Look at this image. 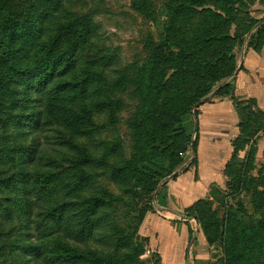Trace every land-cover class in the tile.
I'll use <instances>...</instances> for the list:
<instances>
[{"label":"trees","instance_id":"1","mask_svg":"<svg viewBox=\"0 0 264 264\" xmlns=\"http://www.w3.org/2000/svg\"><path fill=\"white\" fill-rule=\"evenodd\" d=\"M84 2L0 0V264H139L150 252L140 228L157 212L155 194L190 174L185 151L197 168L198 109L232 93L233 49L249 31L255 41L246 52L264 47V17L242 11L244 32L230 35L241 0H170L165 40L157 45L149 34L147 57L121 65L93 16L78 12ZM132 9L159 20L146 0H132ZM240 104L231 158L251 171L249 141L263 133L264 113L254 98ZM186 117L189 135L180 130ZM255 117L263 127L252 133ZM156 161L165 162L160 172ZM261 170L253 187L264 182ZM208 207L203 199L184 212L209 246L221 239L223 263L264 264V223L252 231L232 215L218 221Z\"/></svg>","mask_w":264,"mask_h":264},{"label":"rangeland","instance_id":"2","mask_svg":"<svg viewBox=\"0 0 264 264\" xmlns=\"http://www.w3.org/2000/svg\"><path fill=\"white\" fill-rule=\"evenodd\" d=\"M146 1L151 4L152 10L155 11L159 18L156 24L144 21L142 17L136 14L132 9V0H85V5L78 7L77 10L82 14L89 13L93 16V21L97 27V33L101 38L102 43L104 42L103 45L111 50L117 49L121 65H127L133 61L141 62L147 57L143 50V46L148 40L149 34V38H151L157 45L165 40V31L170 22L169 15L166 11V5H168L170 0ZM241 1L245 8L242 9L241 6L235 7L232 11L231 16L236 20L230 26L231 36L236 33L244 32L243 23H246V16H244L243 12L248 13V15H251L254 19H262L264 17V0H252V2H250V0ZM254 32V29L249 31L245 36L244 43L242 45H237L233 49V55L235 58V75L230 78L228 82L232 85V93L229 96L222 95V97H217L212 100L210 104L198 109V122L199 120L200 122L198 124L199 144L197 148V159L200 162L201 172L203 174L210 171L208 165L211 164V160L216 158L221 160L227 153L224 142L218 144L217 142L220 141V137L217 136V134H212V132L216 131L215 126L222 127L224 125V129L222 130L226 133L221 135V138L224 137V139H226V135H230L231 133L228 131L232 130L234 132L235 126L238 124L237 116L235 118L236 121L230 117L232 108L226 102L229 101V103L232 104V107L233 103L235 106L237 105L236 108H238V106L241 107L240 101H246L250 98L236 96V93L239 92V94H242L241 91H245L247 86L254 84V89H248L249 93L246 91L245 95L248 94L249 96H255L254 99L257 101L260 110L262 111V109H264V62L262 67H259L260 64L258 65V61L256 60L257 63L255 66L254 62L249 59L253 56L252 52H249L248 57H246L248 52H246V47L248 43H254L253 41H255ZM225 83L224 80V82L216 84V88L221 85L223 86ZM234 88H236L235 91ZM125 99L127 100L130 98L125 96ZM131 101L134 100H127L126 104L133 105V102ZM228 109L230 112H228ZM240 110L241 112L243 111L244 120L248 119L249 113L244 111V108H241ZM130 112L131 111L129 110L124 111L120 116V122L122 120H127ZM209 113H211L213 117H211ZM235 123L237 124L235 125ZM252 125L255 127L251 132L255 133L263 127V122L259 117H255L252 121ZM180 130L186 135H189L192 132V122L190 117L185 118L180 126ZM119 132L123 135L124 130L121 129ZM123 139L125 143L129 141L128 137H124ZM249 145L250 148L254 147L252 149L255 150V154L252 156V164L255 165L256 169L248 171V161L246 159H238L234 161L231 158L232 153L230 152L231 157H228V163H231V168H229V173L231 174L229 180L230 185L225 192L214 198V200H206L209 203V216H214L218 221H224L229 215H232L236 221L249 227L250 230L258 231L262 223H264V195H262L264 193V182H261V186L253 187L250 180H259L257 170L262 169L261 171L264 174V130L262 134L258 133L256 138L250 139ZM246 150H249V146L246 147ZM212 151L214 152L212 153ZM126 153H128V151ZM181 157L184 159L185 164L191 165L188 171L193 173L195 169L197 170L193 164L194 158H192L189 151H185ZM239 157L243 158V154H239ZM164 167V161H156L152 165V169L157 172H160ZM221 169L222 168L220 167L218 171L220 177H222L223 170ZM179 174L181 175L182 173L180 172ZM179 174L178 176H180ZM162 175L165 174L162 172ZM170 182V180H166V186L161 188L155 196H158L159 194L161 195L162 193L166 194L167 186ZM253 204H255L257 211H255ZM153 206L156 211L157 207L155 202ZM189 212L190 211H183L178 217V220H175L176 224L183 223V220H185L186 222L191 223L192 230L195 228L193 234L186 243H183L182 240L178 239L177 245L180 250L183 249L182 253L186 256V264H224L222 254L219 251L220 246H217L221 245V239L217 240L213 246H209L203 236L201 226L196 221L192 220ZM151 221L152 223H155L154 220ZM177 227H179V225ZM153 228L156 229L157 225L153 226V224H150V227L146 228L148 232H142L143 234L146 233L150 236V238H148L150 252L141 257L139 264H158L154 255L156 254L158 257H161L163 251L168 252V245L166 243H160L161 240L159 241L160 238L158 239L155 237V234L153 233L155 229ZM200 234L201 238L198 237ZM223 238L224 236L222 239ZM25 264L33 263L26 260Z\"/></svg>","mask_w":264,"mask_h":264},{"label":"crops","instance_id":"3","mask_svg":"<svg viewBox=\"0 0 264 264\" xmlns=\"http://www.w3.org/2000/svg\"><path fill=\"white\" fill-rule=\"evenodd\" d=\"M252 52L253 56L249 59L250 61H253L256 66V60L258 61L259 67H262L264 62V47L262 51L257 54L253 52L252 50H249L246 54V57H248V53ZM240 75V74H239ZM254 89V84H250L245 88V91H241L242 94H239V92L236 93V96L239 97H246V98H255V96H249L248 94L245 95V92L249 93V90ZM239 91V90H238ZM226 102V101H225ZM223 102V103H225ZM229 104L232 108V113L230 112V117L234 121H236V114L233 111L232 104L226 102ZM212 111V110H211ZM210 111V112H211ZM262 112L264 113V109H262ZM211 117L213 115L209 113ZM235 115V117H234ZM209 116V115H208ZM219 121V120H218ZM221 121V120H220ZM200 122V120H199ZM237 123H235L236 125ZM216 127V131L212 132V134H217L219 136V142L218 144L224 142L225 148L227 150V153L224 158L220 159H214L211 160V164H209L210 171L207 173L201 172V166L200 162L197 159L198 167L195 172L192 174H182L177 178L176 181H171L169 185L167 186L166 194L162 193L157 199H156V207L157 212L155 215L148 214L144 222L140 228V233L143 234V231H147L146 228L150 227V224L157 225V228L153 231L155 234V237H157L162 244L168 245V252H162L161 253V259L163 264H186V256L184 253H182L183 249L180 250L178 247V239L182 240L183 243H186L191 235L193 234V231L191 229V223L186 222L183 220V223L176 224V221L178 220V217L182 214V212L189 207H191L195 202L203 199L207 200H214L217 196H219L221 193L226 191V185L228 182V178L226 177L224 171H225V165L229 162L228 157L230 158V152L232 153L231 145L233 141L237 138L239 135V130L237 129V125L235 126L234 132L232 130H229L228 132H231L230 135H226V139L221 138V135L226 133L222 129H224V125L222 127ZM234 134V135H233ZM226 141V142H225ZM214 151H212L213 153ZM198 158V157H197ZM228 159V160H227ZM220 167L222 170V177L219 176V169ZM151 220H154L155 223H152ZM176 220V221H175ZM148 224V226H147ZM179 225V227H177ZM147 226V227H146ZM150 231V229H149ZM144 232V233H145ZM143 236H146L150 238L148 234H143ZM199 238H201V234L198 235ZM173 240V241H172ZM175 240V241H174ZM200 240V239H199ZM167 253V254H166Z\"/></svg>","mask_w":264,"mask_h":264}]
</instances>
